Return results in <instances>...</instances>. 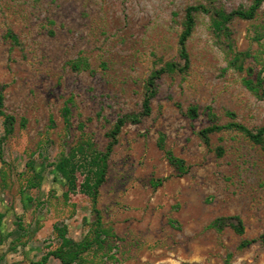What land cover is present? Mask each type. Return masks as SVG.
<instances>
[{
    "label": "rangeland",
    "instance_id": "rangeland-1",
    "mask_svg": "<svg viewBox=\"0 0 264 264\" xmlns=\"http://www.w3.org/2000/svg\"><path fill=\"white\" fill-rule=\"evenodd\" d=\"M252 1L0 0V90L15 119L1 143L0 264H37L60 245L58 229L92 238L91 200L67 189L59 159L83 141L104 151L116 119L141 110L149 74L183 64L187 6L228 12ZM194 19L188 70L162 74L149 115L118 134L96 205L106 237L79 264H264V138L221 130L206 145L198 134L210 114L231 121L225 111L250 129L264 125V99L243 84L264 88V1L253 19L234 18L229 35L215 33L211 12ZM234 52L247 53L242 70L230 65ZM235 217L242 235L228 225Z\"/></svg>",
    "mask_w": 264,
    "mask_h": 264
},
{
    "label": "trees",
    "instance_id": "trees-1",
    "mask_svg": "<svg viewBox=\"0 0 264 264\" xmlns=\"http://www.w3.org/2000/svg\"><path fill=\"white\" fill-rule=\"evenodd\" d=\"M264 0H253L252 3L244 8L238 7L231 11H225L220 8H215L210 11L202 4L187 6L185 8L184 14V25L178 36V54L181 58L183 64L178 67L177 63L168 62L164 66H161L153 70L146 79L145 92L141 104V110L137 113H127L118 117L113 124L111 130L108 132L107 136L109 138L104 151H98L92 142L83 141L78 143L70 152L59 159L57 169L66 181L67 189L74 191L76 188H80L84 193H86L92 204V211L95 213V228L92 231V238L74 241L65 236L64 230L58 229L60 237V245L54 249L46 252L37 264H45L49 257L58 259L61 264H79L81 255L92 249L94 246H101L106 237V231L101 228V217L99 215V210L96 208L97 198L99 194V187L105 181L106 171H107V161L110 153L112 152L113 146L117 143L118 134L121 128L127 124H136L141 121V118L149 115L151 111V100L156 95L157 92V80L160 76L166 72H186L189 68V55L186 48V41L191 35L195 19L194 14L197 12H204L212 14V26L213 30L218 35H229L227 25L234 19L250 20L256 15L261 3ZM247 53L234 52L230 65L237 70H242L243 60ZM244 86L252 91L257 97L264 99V88L261 87L260 83L253 82L251 79H243ZM187 115L194 119L197 117V107L190 106L186 111ZM69 114V109L64 108V117ZM225 114L231 119L224 124H219L215 122V115L212 116L211 123L200 129L198 134L200 138L206 145H209V135L214 132L221 130H237L243 133L246 137L252 140L254 143L260 144L263 142L264 138V125L250 129L245 125L234 120L235 113L231 111H225ZM0 116L2 117L4 135L0 138V156H1V143L3 139L11 134L14 130L15 119L12 115L6 114L3 111V94L0 90ZM66 119V118H65ZM161 146V144H160ZM221 148H218V155H220ZM168 161L175 166L180 173H184L187 170L185 162L183 159L173 156L167 152ZM82 174L83 180L80 184H77L76 174ZM236 223L229 222L228 225L239 235L244 232V227L241 220L235 217ZM217 222H215L216 224ZM249 243L248 240L243 239L240 242L241 246H245Z\"/></svg>",
    "mask_w": 264,
    "mask_h": 264
}]
</instances>
